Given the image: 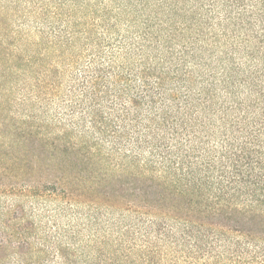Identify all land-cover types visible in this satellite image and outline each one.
Masks as SVG:
<instances>
[{"label":"trees","instance_id":"obj_1","mask_svg":"<svg viewBox=\"0 0 264 264\" xmlns=\"http://www.w3.org/2000/svg\"><path fill=\"white\" fill-rule=\"evenodd\" d=\"M93 1L1 54L5 256L264 264V0Z\"/></svg>","mask_w":264,"mask_h":264},{"label":"rangeland","instance_id":"obj_2","mask_svg":"<svg viewBox=\"0 0 264 264\" xmlns=\"http://www.w3.org/2000/svg\"><path fill=\"white\" fill-rule=\"evenodd\" d=\"M70 2L71 0H0V83L6 89L9 88V91L4 95L9 103L5 106L4 111H0V123L4 118L9 117L13 118L18 125L24 127V73L20 69L23 63L20 64L21 61L19 60H12V62L6 60L1 54L5 52L24 57V33L30 32L33 35L39 27L42 28L38 22H43L45 19L52 21L65 18L69 11L68 5ZM79 2L93 3L94 1L79 0ZM59 4L61 8L58 6ZM96 12V15L101 14L99 11ZM82 13L84 11H78L74 16L81 18L83 17ZM15 71L20 73H15ZM7 129L8 127L4 128L3 125H0V130L6 132ZM2 201L5 204L14 203L10 197L3 198ZM15 214L20 215L18 209L16 212L4 216L0 212V219L8 222L9 218H12ZM11 221L12 219L9 222ZM5 238L7 239L4 240ZM14 242L2 226V222H0V264H60L61 262L59 256H5L12 252L9 245L13 246ZM68 258L71 262L74 260L75 264L109 263L107 259L97 261L86 258L84 263H81L82 256H68ZM115 264L117 263L115 262Z\"/></svg>","mask_w":264,"mask_h":264}]
</instances>
